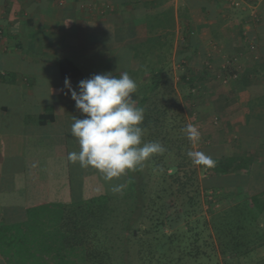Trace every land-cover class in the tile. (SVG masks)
Returning a JSON list of instances; mask_svg holds the SVG:
<instances>
[{
	"label": "crops",
	"instance_id": "0c3cea01",
	"mask_svg": "<svg viewBox=\"0 0 264 264\" xmlns=\"http://www.w3.org/2000/svg\"><path fill=\"white\" fill-rule=\"evenodd\" d=\"M181 65L209 68L206 83L224 88L206 102L229 123L235 117L236 135L252 148L246 189L264 193V0H0V226L99 193V172L67 159L79 150L72 117L84 116L66 77L76 88L95 74L128 72L148 131L141 101L150 76ZM222 256L204 264H264V245Z\"/></svg>",
	"mask_w": 264,
	"mask_h": 264
},
{
	"label": "rangeland",
	"instance_id": "374dc122",
	"mask_svg": "<svg viewBox=\"0 0 264 264\" xmlns=\"http://www.w3.org/2000/svg\"><path fill=\"white\" fill-rule=\"evenodd\" d=\"M210 72L206 67L192 69L182 65L164 69V82L157 93H164L163 101L168 102L165 110L168 115L171 111V115L165 117L156 133L145 131L143 140L159 141L166 151L153 156L140 169L143 182L140 196L144 201L140 197L122 196L120 192L113 194L110 188L118 185L117 179L105 183L97 174L94 192L99 193L92 197L107 192L110 198L100 197L97 202L103 206L100 219H88L92 228L95 223L101 230H86L89 239L94 238L86 244L97 245L100 254L106 251L112 264H204L210 258L225 260L224 252L230 255L228 262L235 254L246 255L264 245L259 244V238L264 237V208L259 214L252 208V195L246 189L248 176L242 184L240 172L213 173L212 168L193 165L187 156L188 151H202L214 159H225L237 156H224L225 151L238 155L252 152L235 133V117L229 123L218 103L206 102L210 91L224 89L217 82L206 83L212 76ZM217 73L216 70L210 79L217 80ZM233 86L231 83L226 90L234 91ZM188 124L201 132V140L195 145L182 132ZM89 198L53 208L58 210L56 217L51 218L48 212L40 217L32 231L34 240L41 244L45 237L52 240L56 237L53 242L59 248L58 220L61 213L65 214L62 210ZM260 198L264 200V193ZM81 207L84 208L83 203ZM246 207H250L251 214ZM217 252H221L220 259L213 258ZM83 253V248H79L75 255L83 258Z\"/></svg>",
	"mask_w": 264,
	"mask_h": 264
},
{
	"label": "clouds",
	"instance_id": "9594fccd",
	"mask_svg": "<svg viewBox=\"0 0 264 264\" xmlns=\"http://www.w3.org/2000/svg\"><path fill=\"white\" fill-rule=\"evenodd\" d=\"M64 89L75 102L83 119L72 117L70 135L79 145L78 151L69 152L68 161L81 168L95 169L105 183L119 179L127 172L144 167L153 156L162 155L166 148L159 141L145 142L144 109L137 106L133 94L137 83L128 72L119 77L112 73L95 74L78 82L73 88L65 78ZM193 144L201 140V132L192 124L182 129ZM195 166L214 168L217 161L202 151H188ZM122 184L112 185L113 194L121 192Z\"/></svg>",
	"mask_w": 264,
	"mask_h": 264
},
{
	"label": "trees",
	"instance_id": "16d2710c",
	"mask_svg": "<svg viewBox=\"0 0 264 264\" xmlns=\"http://www.w3.org/2000/svg\"><path fill=\"white\" fill-rule=\"evenodd\" d=\"M164 82V75L162 72H153L150 76V83L148 85L149 97L144 98L141 102L147 105L146 120L150 125L147 126L149 131L152 130L156 133L159 129L162 121L168 115L165 108L168 102L162 99L150 97L151 94L158 92L161 89ZM160 100V101H159ZM171 119V117H169ZM217 164L212 168L213 173L227 175L234 172H240L242 178V184H245L246 176H248L250 166L252 164V158L250 155H237L231 156L225 159H215ZM246 173H242V172ZM117 184H122L123 189L120 192L122 196H131L132 199L141 198V191L143 192V182L141 170L134 172H127L121 178L117 179ZM138 191L139 194H138ZM119 193V194H120ZM109 193H105L103 196H96L89 199L82 200V203H78L76 207H67L62 210L65 214H60V220H58V232L60 247H57V243L53 240L57 238L53 237L49 239L45 237L43 243L39 244L34 240L32 231L37 228V221L48 212L51 218L56 217V211L53 208H57L61 204H50L44 206L41 211H37L34 214L29 211L28 221L4 224L0 226V264H112L110 257L106 251L104 254H100L97 245L93 244L88 247L86 244L89 241H94V238L87 235L89 229H98L94 223V227L87 222L90 217L93 219H100L103 213V206L97 202L99 198L109 199ZM261 194L252 195L250 202L252 208L259 214L263 211L264 200L260 198ZM72 205V204H71ZM76 205V204H75ZM86 205V206H85ZM247 208V213L251 214L250 207ZM50 209V210H49ZM77 209V212H76ZM51 212V215H50ZM264 212V211H263ZM128 225H130L128 223ZM129 227V226H127ZM99 230H101L99 228ZM131 234V231H130ZM132 235H134L132 233ZM96 236V235H95ZM264 238V237H261ZM129 241V239H127ZM46 243V244H45ZM96 244L97 241H95ZM100 242L99 244H102ZM86 244L87 246H85ZM126 244V241L124 242ZM79 248H83V258H77L75 253L79 252Z\"/></svg>",
	"mask_w": 264,
	"mask_h": 264
}]
</instances>
